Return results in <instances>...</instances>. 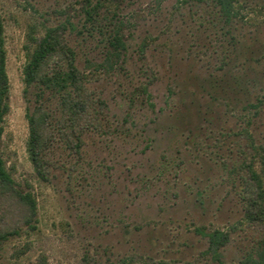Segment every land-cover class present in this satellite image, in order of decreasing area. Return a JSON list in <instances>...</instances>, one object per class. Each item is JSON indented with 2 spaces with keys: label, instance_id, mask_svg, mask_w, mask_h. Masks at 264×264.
<instances>
[{
  "label": "rangeland",
  "instance_id": "1",
  "mask_svg": "<svg viewBox=\"0 0 264 264\" xmlns=\"http://www.w3.org/2000/svg\"><path fill=\"white\" fill-rule=\"evenodd\" d=\"M9 111L0 151L15 186L32 194L25 224L13 203L0 225V264H264V239L240 196L253 159L264 185V0H0ZM65 24L102 126L79 148L58 133L30 160L24 68L28 39ZM119 36L124 43L114 47ZM44 105L60 117L59 96ZM200 230L230 240L219 259Z\"/></svg>",
  "mask_w": 264,
  "mask_h": 264
},
{
  "label": "trees",
  "instance_id": "2",
  "mask_svg": "<svg viewBox=\"0 0 264 264\" xmlns=\"http://www.w3.org/2000/svg\"><path fill=\"white\" fill-rule=\"evenodd\" d=\"M219 6L223 15L230 19L233 12V0H212ZM65 24L48 28L41 37L30 36L28 39L29 57L24 68L25 95L31 101L35 92V105L29 108V137L27 150L38 176L47 180L46 151L56 133L65 142L79 148L82 135L91 129H100L102 118L98 101L87 87L84 75L77 66V52L67 38ZM113 46L124 43L115 36ZM6 48L4 39V24L0 15V142L2 140L5 115L9 111L7 98L9 94V79L6 70ZM50 92L59 96L60 117L53 123V116L44 105L43 98ZM243 183L240 196L244 202L245 217L250 228L258 236L260 242L264 239V185L263 176L255 169L253 159L242 166ZM17 203L23 209L25 224H32L36 215V200L29 192H23L15 186V181L6 167L0 151V211L9 209ZM17 233L14 225H0V244L9 236ZM200 234L208 238V253L219 259L220 250L230 240V234L222 230ZM242 264H259L255 259H248Z\"/></svg>",
  "mask_w": 264,
  "mask_h": 264
}]
</instances>
